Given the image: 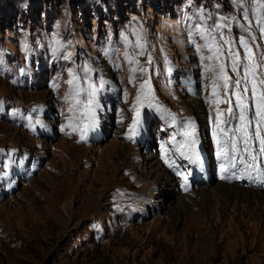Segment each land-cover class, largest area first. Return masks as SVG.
<instances>
[{"label":"rangeland","instance_id":"rangeland-1","mask_svg":"<svg viewBox=\"0 0 264 264\" xmlns=\"http://www.w3.org/2000/svg\"><path fill=\"white\" fill-rule=\"evenodd\" d=\"M201 10L211 16L209 25L224 18L233 38L242 34L240 24L248 26L233 0H0V264H264V191L213 181L188 194L175 191L173 203H167L165 193L154 190V179L138 173L146 161L152 164L148 172L166 169L127 138L140 80L127 83L120 32L134 44L135 28L147 42L138 59L144 63L151 54L154 61L145 64L149 72L142 78L150 76L156 102L178 120L196 123L197 135L212 151L216 110L225 112L229 105L216 97L205 102L212 73L204 76L203 96L190 95L176 80L178 74L196 77L190 31L204 23L197 15ZM252 26L255 31V21ZM192 38L204 43L199 34ZM69 52L71 61L64 60ZM86 64L97 86L99 77L110 82L105 89H113L118 104L107 105L113 126L105 136L93 130L78 142L79 128L61 131L72 115L63 98L69 91L67 68L82 76ZM152 108L155 103L145 104L140 112L154 138L178 139L170 118L145 113ZM48 113L60 127L46 121ZM46 126L53 130L49 140L42 136ZM138 193L144 198H127Z\"/></svg>","mask_w":264,"mask_h":264},{"label":"snow or ice","instance_id":"snow-or-ice-1","mask_svg":"<svg viewBox=\"0 0 264 264\" xmlns=\"http://www.w3.org/2000/svg\"><path fill=\"white\" fill-rule=\"evenodd\" d=\"M249 3H253L254 7L249 8ZM233 4L241 9L243 18L248 24V26L239 25L242 34L238 38L230 35L231 27L223 22L224 18H221V22L215 23L214 26L207 24L211 16L206 18L201 10L197 15L204 23L193 25V30L190 31V43L195 46L199 55L202 77L212 73L211 93L205 98V102L211 104L213 97H216L217 102H227L229 105L226 113L220 109L216 110L215 127L212 131L215 155L220 161V178L252 180L256 177L261 178V186H264V44L257 43L258 39L264 40V0H233ZM235 19L233 17V20ZM252 21H255V31ZM226 28L228 34L223 31ZM131 31L135 37L134 44L124 31L120 32V39L125 45L124 63L129 65L127 83L132 85L138 79L140 80L135 103L131 109L134 112L132 122L128 126V132L131 135L127 138L132 140L138 134L137 130L142 122L140 109L145 104L152 107L155 103L157 110L162 112L166 119L170 118L171 125L179 126L177 134L183 139L177 141L175 136L171 138L170 142L173 144L174 151L189 163L202 165L201 154L196 148L199 140L195 123L187 119L177 120L174 113L156 102L150 76L142 78L149 72L145 64L153 65V58L151 54H148L144 63L138 59L145 55L147 48L145 35L135 28ZM257 32L259 36L256 35ZM196 34H199L204 41L203 44H198L192 38ZM63 47L60 46V48ZM129 47L132 49L131 52L128 51ZM60 48H55L54 52H60ZM205 51L208 53L207 56L204 55ZM114 54V48L106 52L109 59H112ZM62 58L71 61L72 53L69 52ZM164 62L165 65L169 63L166 57ZM113 64L114 70H121L119 63L113 60ZM81 67L82 76L76 74L72 67L67 68L69 91L65 93L63 99L70 102L68 111L72 115L68 118L67 125L61 128V131L65 128L73 130L79 128L78 142L86 141L88 134L96 128L97 112L101 108L99 97L101 92L106 90L105 85L110 83L103 77H99V86H97L90 75L94 71L92 65L86 64ZM229 69L232 75H229ZM171 71L169 67V74ZM56 79L58 80L59 77ZM57 86L56 83L52 85L53 89ZM221 95L226 98V101L219 99ZM35 111L37 109L34 108L33 112ZM28 119L31 121V116ZM209 119L211 120V114ZM73 121H78V124H74ZM34 123L42 124L38 119ZM160 147L162 152L167 153L168 150L163 144ZM8 155L11 157L12 153ZM162 159L176 172L177 176L187 179V176L179 171L182 165L178 166L177 162L167 155H162ZM3 167L8 168L9 165L4 164ZM93 227L98 228L99 225H93Z\"/></svg>","mask_w":264,"mask_h":264},{"label":"bare ground","instance_id":"bare-ground-1","mask_svg":"<svg viewBox=\"0 0 264 264\" xmlns=\"http://www.w3.org/2000/svg\"><path fill=\"white\" fill-rule=\"evenodd\" d=\"M187 44L191 47L190 43L187 42ZM191 51L193 52L192 55H194L195 58H197L198 61V68H196V77L194 75L190 76V79H186L184 78V75H179L176 77V80L180 82V85L182 87L186 88V91L190 94L193 95L194 91L196 92L197 95L203 96L204 95V85H203V81H204V76L202 77L201 75V62H199V55L196 52V48H191ZM198 72V74H197ZM194 80V83L189 84V85H185L186 82H192ZM191 85V86H190ZM103 97V101H107L110 103V105L112 107H116L117 106V101L118 98L115 97V93L113 91V89L109 88L107 90H105L104 94L102 95ZM222 97V100L226 101V98L223 97L222 95L220 96ZM106 98V100H105ZM233 103H234V98H233ZM102 104V102H101ZM222 104H228L227 102H222L220 103V105ZM107 105L105 104V107L103 108L101 106V108L98 110V115H99V119H97V126L94 130H96L98 133L102 134V136H105V134H107V132H109L111 130V127L113 126V117H112V110L107 109ZM111 107V108H112ZM118 111L120 112V108L118 107ZM148 111H153L156 113H160L162 114V112L158 111L157 108H152L149 109ZM226 113V111H225ZM163 115V114H162ZM48 116L49 118L46 119V121H50L52 123V125H54V127H60V124L57 125L59 123V121L55 118V116L48 114H44V117ZM178 120V119H177ZM45 121V122H46ZM211 121V120H210ZM234 122V121H233ZM118 124V123H117ZM196 125V123H195ZM119 126V125H118ZM176 126V125H174ZM179 129V126H176ZM49 128V129H48ZM212 129V124H210L209 122V131L208 133H210V130ZM138 134L135 136L133 140V142L135 143V146H137V148L140 149H144V152H151L155 158H159L161 159V165L163 166L164 169H166V171L164 170H160V169H156V171L154 172H148V170H152V164L149 163V161H146L139 164V169H141V173H139V175L141 176V178H143L145 175L151 176L154 179V183H153V188L154 190L159 189V192H163L165 193V200H168L167 203H173L174 201V194L175 191L177 193H182V194H188L191 193L192 191L200 188V187H206L208 186L210 183H212L213 181H215V177L212 173V169H213V162L211 160H209V156H208V149L207 148V144L204 142V137L201 136L199 137L197 135V138L200 139L201 141L196 145L197 150L200 152V154H204L206 156V164L200 165V164H194V163H189L188 161L182 159L178 153H176L174 151V148L170 149L167 147L166 143L161 140V139H155L153 134L151 132H149V128L147 125H143L141 122V125L138 128ZM198 131V128L196 129V132ZM53 133V130L51 127L46 126V128L42 131V136L43 138L49 140V138L51 137ZM54 134H56L54 132ZM151 134V136L149 135ZM99 135V134H96ZM93 136V140H94ZM203 138V139H201ZM161 144H163L165 146V148L168 150L167 153L162 152L161 150ZM158 149V152L156 151ZM115 152L113 151V153H111V158L114 159L115 158ZM162 155H167L171 160H175L177 162V165L180 166L182 165V167H179V171H186L187 172V179H190L192 177H199V175H202L203 179L198 182H202V186L199 187H190L189 186V181L188 180H183L181 182V184H178L177 181V175L176 172L172 169L169 168L168 165L165 163L164 159H162ZM141 159H143L142 157H140ZM138 158V159H140ZM144 160H147L146 158ZM150 160V159H148ZM136 165V164H135ZM138 165V164H137ZM136 165V167H137ZM143 170V171H142ZM172 174L174 179H175V183L173 185L172 181ZM140 176H137L140 178ZM151 180V179H150ZM153 182V181H152ZM197 183V182H196ZM195 183V184H196ZM216 183V182H215ZM218 183H221L218 181ZM223 183L224 184H228V185H232V184H237L240 187L243 188H248V189H255V190H262L264 191V186H261V178H256L254 177L252 180H238V179H232V180H228V179H223ZM152 184V183H151ZM242 191V190H240ZM203 193V192H202ZM206 193V192H204ZM154 194V193H153ZM158 194V193H156ZM131 200H138L139 198H144L143 194H136L135 197H127ZM165 200H163L161 206H159V209L162 207H165Z\"/></svg>","mask_w":264,"mask_h":264}]
</instances>
